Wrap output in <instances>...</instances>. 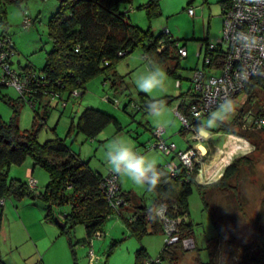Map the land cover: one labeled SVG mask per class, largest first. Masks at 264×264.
Returning <instances> with one entry per match:
<instances>
[{"label": "rangeland", "instance_id": "obj_1", "mask_svg": "<svg viewBox=\"0 0 264 264\" xmlns=\"http://www.w3.org/2000/svg\"><path fill=\"white\" fill-rule=\"evenodd\" d=\"M145 1L130 0L126 4L129 21L141 28L149 25L152 32L163 29L168 37L174 40V44H184L186 50V55L179 57L176 64L173 59L167 61V65L173 67V72H167L165 64H158L167 73L165 91L145 93L136 86L148 62H153L150 57L144 56L146 54H143L139 46H136L114 62V69L123 77V85H125L115 95L116 103L105 99V96L113 94V90L108 83L101 84V74L91 78L81 94L68 95L65 91L61 95L62 98L58 96L43 98V102L48 103L49 110L37 131V139L43 141L56 136L65 139L73 152L103 175L110 170L103 159V152L114 137L119 136L132 142L141 154L155 159L157 164L176 163L178 160L171 152L164 153L153 145L157 135L166 142H174L177 149H184L193 143L189 130H184L183 133L179 131L181 124L175 113L177 95L186 89L192 90L190 77L195 68H200L205 40L215 42L220 36L221 0H157L158 12L150 19L146 16L144 8L139 6ZM56 7L57 0H22L19 4L10 2L5 5L4 17L0 20V34L7 35L12 44V51L9 54L11 66L28 64L35 72L40 71L45 52L50 48V40L46 34V20ZM187 8L191 9V13ZM23 9L32 20L29 26L22 25ZM210 71L216 72L217 69ZM140 93L155 99L153 102L162 101L168 111L157 121L149 115L148 107L141 101ZM248 95V92L242 91L231 99L235 106L232 116L245 107L264 108L261 93L258 94L257 99ZM18 97H20L18 91L12 85H0V118L8 121L13 115L14 108L17 111L15 119L18 128H29L34 110L42 114L41 104L39 106L36 103L32 107L25 99L20 97L22 99L20 100ZM124 102L126 104L123 105ZM85 105L96 106L114 115L118 124H106L92 138L84 136L81 132L67 133L70 120H74ZM216 108L200 119L204 125L207 126L209 116ZM36 120L41 121L38 116ZM157 129H161L159 133ZM230 136L240 138L244 142L242 148L234 147L223 161L218 160L211 166L205 165L209 163L212 152L216 151L223 155L227 151ZM205 142L208 150L198 157L200 171L198 170L195 175V179L202 183L216 179L224 165L233 157L252 150V143L249 140L234 133L222 131L209 133L204 139ZM251 157L253 159L251 165L240 166L237 174L230 178L232 185L230 189L211 188L207 193V203L212 218L222 226L218 234L210 215L204 209L201 199L202 190L192 186V191L187 197V208L188 217L192 222L194 246L188 247L190 244L186 246L183 244V250L178 252L173 264H195V262L208 264L211 258L209 239H212L214 234L217 237L214 262L228 264L231 261H240L242 264H260L246 260L249 253L259 255L264 248V140ZM21 168V165H10L8 176H22ZM34 175L38 179L35 188L41 189L47 180L46 172L36 166ZM116 181L120 190L129 192L133 200L145 205L150 204L152 191L139 188L127 177L117 174ZM10 198L14 199L9 195L4 197V201ZM133 200L129 204L126 203L120 213L111 211L101 225V232L94 234L89 242H79L85 238L84 226L82 223L74 224L68 232L71 240H76L75 245L72 246L73 250L68 245L67 234H61L59 239L64 241L59 247L58 260L63 264H147L154 260L166 241L167 234L161 231L144 233L140 237L131 234L122 216H129ZM18 201L20 204H31L30 202L42 204L41 200L30 199L27 196ZM60 206L67 208V204ZM57 244L58 241H55V245ZM140 246L145 254L140 261L135 262V251ZM50 250L45 256L52 254ZM90 250L91 260L88 255ZM159 264L166 262L161 259Z\"/></svg>", "mask_w": 264, "mask_h": 264}, {"label": "trees", "instance_id": "obj_2", "mask_svg": "<svg viewBox=\"0 0 264 264\" xmlns=\"http://www.w3.org/2000/svg\"><path fill=\"white\" fill-rule=\"evenodd\" d=\"M21 1L0 0V20L4 17L6 4L10 2L19 4ZM227 1L221 0V8ZM128 2L130 0H57L55 11L46 20V34L50 40V48L45 52L40 71H37L29 82L33 88L32 97L39 106L41 104L42 114L34 110L30 127L24 129H19L16 124L17 111L14 108L13 115L8 121L0 118V196L10 195L17 199L27 196L41 200L42 220L55 224L61 233L67 234V242L71 249L76 240L72 241L68 232L74 224L82 223L84 226L85 238L79 242H89L96 232H101V225L109 213L111 211L120 213L124 205L129 204L133 197L129 192L121 191L118 184L116 193L121 197V201L113 206L106 198L103 184L105 175L91 168L87 161L73 152L65 139L59 136L46 138L43 141L37 139V131L49 110L48 103L43 102L42 99L44 93L54 91L62 95L66 91L69 95L72 94L73 89H76L77 94H81L85 84L94 76L101 74V84L108 83L113 90V94L105 96V99L112 102L121 87H125L123 77L114 69V62L117 59L139 46L143 54H146L145 57H150L157 64H165L166 71L171 73L173 67L167 65V61L173 59L176 64L179 58L177 46H184V44H174V40L169 38L163 29L152 32L149 25L141 28L130 22L126 9ZM139 6L144 8L148 19L158 12L157 0H146ZM207 42L205 40L200 64L203 70L217 68L221 63V56L215 50H209L206 46ZM204 57L208 60L204 61ZM16 68L19 75L32 69L28 64ZM244 91L253 99H257L258 94L261 93L264 99V82H257V87L252 85ZM140 96L145 106L155 100L143 93H140ZM177 98L176 109L186 113L188 104L195 100V93L186 89L180 92ZM18 99L22 100L20 97ZM244 115L251 116V119L264 116V108L245 107L211 128L204 125L200 121L201 118L196 120L192 118L191 122L195 127L204 128L208 133L218 131L234 133L249 140L252 143V150L233 157L224 165L216 179L205 183L195 179L199 169L198 161H194L190 169L177 161L172 171L168 169L167 163L157 164L164 177L156 190L152 191L150 204L145 205L133 200L129 216H122L127 229L136 237L148 232H164L163 220L156 211L159 206H163L164 216L179 218L175 225L176 238L163 243L156 256L159 262L162 259L166 264H173L178 252L183 250L182 240L184 238L193 240L192 222L188 217L187 208V197L193 185L202 190L201 199L204 209L210 215L217 234L222 228L212 218L207 203V193L211 188L230 189L232 186L230 178L237 174L240 166L251 165L252 153L259 149V144L264 140V124L255 126L254 120L246 123L243 119ZM36 116L41 121L38 122ZM108 123L117 125L118 121L114 115L96 106L85 105L76 118L70 120L66 132H81L84 136L92 138ZM179 131L184 132L182 125ZM26 158L46 172L47 180L41 189L29 188L25 178L8 176L9 166L20 165ZM62 204H67V208H61ZM56 218H59L62 224H59ZM216 238L214 234L212 239H209L211 258L208 264H220L214 262L217 250ZM144 254L141 246L137 248L134 255L135 262L140 261ZM246 261L264 264V248L259 255L249 253ZM0 264L4 263L0 260ZM195 264L199 263L195 262ZM228 264L242 263L231 261Z\"/></svg>", "mask_w": 264, "mask_h": 264}, {"label": "built area", "instance_id": "obj_3", "mask_svg": "<svg viewBox=\"0 0 264 264\" xmlns=\"http://www.w3.org/2000/svg\"><path fill=\"white\" fill-rule=\"evenodd\" d=\"M187 10L191 13L190 8H187ZM22 13V25L29 26L32 20L25 9L22 10ZM245 36L255 38L256 43L252 44L249 41L246 44L244 41ZM206 46L209 50H215L221 56L220 66L216 68V72L210 71V69L195 68L190 77L195 100L188 104L186 113L179 112L175 108L180 124L184 130H189L190 139L193 140V143L184 149H177L174 142H166L158 135L155 143H153L155 147L164 153L171 152L174 156H177L179 164L188 169L191 168L194 161H197L199 156L203 155L198 150L197 143H202L209 136V133H207L208 136H202L199 133L198 129L200 127L197 128L193 125L192 118L194 120L203 118L224 100L231 99L252 85L257 87V82H264V0H228L221 8L220 36L215 42L208 41ZM11 51L12 44L9 37L1 33L0 85H12L18 91L19 96L33 107L38 102L32 97L33 88L29 82L34 78L36 72L28 69L22 75H19L18 69L10 65L9 54ZM177 54L178 57L186 55L185 47L177 46ZM207 60L208 58L204 57V61ZM77 93L76 89L72 90V94ZM47 96L61 97V95L51 91L44 93L42 99L47 98ZM243 119L246 123L254 120L255 126L264 124V116L251 119V116L244 115ZM160 130L157 129L158 133ZM175 165L176 163H167V167L171 171L175 168ZM25 179L29 188L36 187V179L33 176L28 175ZM103 184L106 198L110 200V204L113 206L117 205L121 201V197L116 193L118 187L116 174L109 170L104 176ZM3 201L4 196H0V205ZM156 211L163 220L164 232L167 234L166 241L175 239V225L179 218L164 216L163 206L157 207ZM183 244L185 246L190 244L188 247H192V239L184 238L182 240ZM90 252L91 250L88 251V255L91 260L92 255ZM158 262L159 258L155 257L147 264H158Z\"/></svg>", "mask_w": 264, "mask_h": 264}, {"label": "crops", "instance_id": "obj_4", "mask_svg": "<svg viewBox=\"0 0 264 264\" xmlns=\"http://www.w3.org/2000/svg\"><path fill=\"white\" fill-rule=\"evenodd\" d=\"M202 142L208 150L206 142ZM20 165L22 176L10 177L24 179L30 175L37 179L34 175L37 165L30 159L26 158ZM13 198L0 205V260L4 264H63L58 260L59 247L64 241L59 236L63 233L55 224L42 220V204H20L21 198ZM49 250L52 254L45 256Z\"/></svg>", "mask_w": 264, "mask_h": 264}, {"label": "clouds", "instance_id": "obj_5", "mask_svg": "<svg viewBox=\"0 0 264 264\" xmlns=\"http://www.w3.org/2000/svg\"><path fill=\"white\" fill-rule=\"evenodd\" d=\"M247 44L251 41L255 44V38L245 36ZM167 73L157 63L149 61L143 74L136 82L139 90L145 93L165 91ZM148 113L157 121L168 111L162 101L152 102L148 106ZM235 112V106L231 99L220 103L210 114L207 127L226 121ZM160 126V125H158ZM201 128V127H200ZM103 159L109 169L119 176L127 177L134 185L146 191H154L161 184L164 173L158 168L157 161L141 154L135 145L122 137H114L103 152Z\"/></svg>", "mask_w": 264, "mask_h": 264}, {"label": "bare ground", "instance_id": "obj_6", "mask_svg": "<svg viewBox=\"0 0 264 264\" xmlns=\"http://www.w3.org/2000/svg\"><path fill=\"white\" fill-rule=\"evenodd\" d=\"M235 139H234V138ZM230 139H229V143H228V146L226 147L227 149V151L225 152V153H223V155H221V154H219L218 152H216V151H214V152H212L211 154H212V157L209 159V163H207V164H205V165H214V164H216L217 162H218V160L220 161V160H224L226 157H228L229 156V154L231 153V151H232V149H234V147H241V146H243L244 145V142L242 141V140H240V138H237V137H235V136H230L229 137ZM240 140V141H239ZM242 148V147H241ZM220 152V151H219ZM222 153V152H221ZM221 161V162H222ZM208 165V166H209ZM218 165V164H217ZM207 167V166H206ZM208 168V167H207Z\"/></svg>", "mask_w": 264, "mask_h": 264}, {"label": "water", "instance_id": "obj_7", "mask_svg": "<svg viewBox=\"0 0 264 264\" xmlns=\"http://www.w3.org/2000/svg\"><path fill=\"white\" fill-rule=\"evenodd\" d=\"M198 131L202 136H208L207 135L208 131H206L204 128H199ZM197 148L202 154H205L206 148L202 143H197ZM56 220L58 221L59 224H62V221L59 218H56Z\"/></svg>", "mask_w": 264, "mask_h": 264}]
</instances>
